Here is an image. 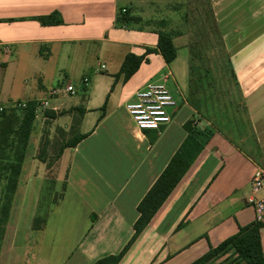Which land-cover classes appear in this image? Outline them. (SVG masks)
<instances>
[{"label":"crops","instance_id":"crops-1","mask_svg":"<svg viewBox=\"0 0 264 264\" xmlns=\"http://www.w3.org/2000/svg\"><path fill=\"white\" fill-rule=\"evenodd\" d=\"M171 1L0 0V112L50 102L36 116L0 264H96L120 255L188 124L201 132L204 150L120 264H193L256 222L249 200L254 174L264 172V59L254 75L240 74L232 58L222 61L224 79L217 62L211 70L194 60L206 69L193 76L192 45L180 31L172 64L152 54L128 82L116 80L128 55L157 48L159 19L175 32L168 14H155ZM121 12L142 22L118 28ZM55 14L62 25L40 23ZM154 82L166 83L178 107L170 125L141 132L126 106ZM66 86L75 94L51 96ZM78 135L88 137L50 160L59 139L68 138L58 154ZM38 217L46 222L34 230Z\"/></svg>","mask_w":264,"mask_h":264},{"label":"trees","instance_id":"trees-1","mask_svg":"<svg viewBox=\"0 0 264 264\" xmlns=\"http://www.w3.org/2000/svg\"><path fill=\"white\" fill-rule=\"evenodd\" d=\"M39 21L44 26H60L63 24L58 14L42 18ZM136 22L142 21L140 18L132 17L130 13L121 12L116 20V26L118 28H127ZM155 25L158 28L156 30V34L158 35L157 48L146 50L143 56L128 55L120 73L116 76V80L123 77V82H128L138 72L143 63L149 62L148 57L152 54L160 55L167 65L172 64L176 60L177 48L174 45V38L181 34L179 32L166 31L167 21H159ZM193 48L191 49L192 74L193 76L197 74L202 75L204 74L203 68L205 67L193 64ZM225 67L227 69L228 64H225ZM36 109L37 104L31 102L25 109L4 110L0 112V252L29 143L34 131ZM185 129L188 134L185 142L138 206L139 219L134 225V235L131 241L120 255L104 258L96 264H120L203 152L205 142L202 139L201 132L191 124L186 125ZM87 137V135L75 136L60 149L57 158L61 157L65 149L77 147ZM42 153L44 154V152ZM45 222V218H36L34 220V230L42 228ZM263 231L264 225L257 222L246 227H241L235 236L229 238L216 248L211 247L205 256L193 264H237L238 262H243L244 264H264V251L262 247ZM230 253H232V256L221 262Z\"/></svg>","mask_w":264,"mask_h":264},{"label":"rangeland","instance_id":"rangeland-1","mask_svg":"<svg viewBox=\"0 0 264 264\" xmlns=\"http://www.w3.org/2000/svg\"><path fill=\"white\" fill-rule=\"evenodd\" d=\"M156 10L155 14H161L163 18L166 14L169 15L175 32L181 31L188 36L192 48L194 47V60L204 62L211 70L217 62V69L223 74V79L224 76H229L221 62L229 58L240 62V74L254 75L262 69L253 65L262 64L264 59V0H176L159 5ZM242 61L246 63H241ZM259 61L261 62L258 63ZM64 139L68 140L67 137ZM64 139H59V144L52 147L49 156L51 161L58 156ZM40 157L45 155L42 153ZM56 190L61 192L60 187ZM49 197L45 190L43 201L46 202ZM55 197L56 202H59L61 195ZM47 204L48 207H53V204ZM26 207L28 209L22 214L25 220L30 214L29 204Z\"/></svg>","mask_w":264,"mask_h":264},{"label":"built area","instance_id":"built-area-1","mask_svg":"<svg viewBox=\"0 0 264 264\" xmlns=\"http://www.w3.org/2000/svg\"><path fill=\"white\" fill-rule=\"evenodd\" d=\"M87 81H85L86 83ZM74 95L75 90L72 86L53 91L51 96L61 93ZM27 102L15 103L13 108L25 109ZM178 105L164 82H154L138 91L134 101L126 106L136 128L141 132L160 131L170 125L173 120V113ZM50 108L49 101L37 103L36 116L44 113ZM252 198L249 200L256 215V222L264 225V172L257 171L252 180Z\"/></svg>","mask_w":264,"mask_h":264}]
</instances>
